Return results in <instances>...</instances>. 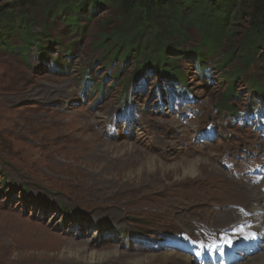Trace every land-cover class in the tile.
<instances>
[{
  "label": "rangeland",
  "instance_id": "374dc122",
  "mask_svg": "<svg viewBox=\"0 0 264 264\" xmlns=\"http://www.w3.org/2000/svg\"><path fill=\"white\" fill-rule=\"evenodd\" d=\"M93 13L90 38H79L64 72L34 70L32 52L26 64L0 53V246L10 236L11 258L28 264H133V255L164 264L172 253L196 264L185 249L250 224L264 254V212L244 189L264 197V174L255 183L250 175L264 165V99H252L245 81L261 83L264 67L238 80L232 111L218 107L227 85L214 66L199 77L187 60L180 95L168 97L147 71L124 97L90 43L91 33L119 26L118 12ZM247 23H235L233 43ZM129 65L121 79L137 73Z\"/></svg>",
  "mask_w": 264,
  "mask_h": 264
},
{
  "label": "trees",
  "instance_id": "16d2710c",
  "mask_svg": "<svg viewBox=\"0 0 264 264\" xmlns=\"http://www.w3.org/2000/svg\"><path fill=\"white\" fill-rule=\"evenodd\" d=\"M102 8L118 12L119 26L91 33L95 40L90 43L101 51L107 78L124 97L147 71L165 83L168 96L179 88L182 93L187 79L179 63L187 60L199 77L214 66L227 85L218 107L232 111L228 103L236 96L238 80L252 66L264 67V0H0V53L26 64L32 52L38 61L34 70L64 72L79 38H90L93 12ZM246 19L247 26L233 43L235 23ZM56 25L61 28L57 32ZM131 62L137 73L121 79L119 74ZM81 76L86 79L88 70ZM261 80H245L252 99H264V77ZM94 91L102 94L103 84H96Z\"/></svg>",
  "mask_w": 264,
  "mask_h": 264
},
{
  "label": "bare ground",
  "instance_id": "6f19581e",
  "mask_svg": "<svg viewBox=\"0 0 264 264\" xmlns=\"http://www.w3.org/2000/svg\"><path fill=\"white\" fill-rule=\"evenodd\" d=\"M186 165V164H185ZM184 165V166H185ZM191 166V165H190ZM191 168V167H190ZM193 168V167H192ZM245 189V192H246V195L250 196L249 198H252L250 199V201L252 200V202L257 203V205L260 207V211H263L264 212V197H262V199L259 197V195H257L255 192V188H244ZM196 198H198L197 200H200L202 201L203 200V197L201 196H195ZM183 199V198H182ZM205 199V198H204ZM179 201V200H178ZM176 202V201H175ZM180 205L182 206V208L184 207H189V206H192V200L190 201H184V200H180ZM179 202H177V205L179 204ZM249 203V201H248ZM179 205V206H180ZM184 206V207H183ZM249 206V205H248ZM255 206V205H253ZM252 206V207H253ZM257 207V206H256ZM181 208V207H180ZM254 208V207H253ZM258 208V207H257ZM249 209V208H248ZM258 209V210H259ZM248 211V210H247ZM252 213V212H251ZM254 214V213H253ZM243 215V214H242ZM253 218V217H252ZM251 218V219H252ZM251 221V220H250ZM263 224H262V229H264V221H262ZM2 221H1V216H0V227L2 228L3 225H2ZM261 226V225H260ZM8 244H7V247L5 248H2L0 246V264H28L30 262H27L24 258V260L20 259V258H15V259H12L11 258V254H15L14 251H15V248L13 245H11V243L13 242L11 237L9 236L8 237ZM1 244V243H0ZM137 256V255H136ZM136 256H131V258H135V262L133 264H158L159 262L157 257L153 256V257H148V258H141V259H138V257ZM143 257V256H142ZM165 257L166 258V263L164 264H193V260L192 258H190L189 256H183V255H180V254H177V253H172V254H167V255H162V258ZM30 260V259H29ZM163 260V259H162ZM111 261V258H107L104 262V264H108L109 262ZM247 261H249V264H264V254L263 253H257L255 254L254 256L250 257L249 259H247ZM38 263V262H37ZM100 264V263H99ZM162 264V263H161Z\"/></svg>",
  "mask_w": 264,
  "mask_h": 264
}]
</instances>
